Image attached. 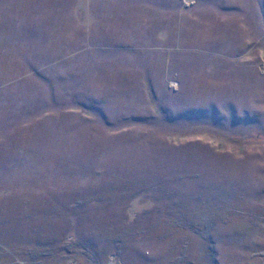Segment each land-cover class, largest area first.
Here are the masks:
<instances>
[{"label":"rangeland","instance_id":"obj_1","mask_svg":"<svg viewBox=\"0 0 264 264\" xmlns=\"http://www.w3.org/2000/svg\"><path fill=\"white\" fill-rule=\"evenodd\" d=\"M0 264H264V0H0Z\"/></svg>","mask_w":264,"mask_h":264}]
</instances>
